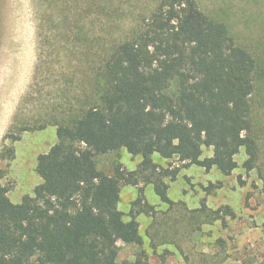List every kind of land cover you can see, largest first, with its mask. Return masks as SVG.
<instances>
[{"label": "trees", "instance_id": "obj_1", "mask_svg": "<svg viewBox=\"0 0 264 264\" xmlns=\"http://www.w3.org/2000/svg\"><path fill=\"white\" fill-rule=\"evenodd\" d=\"M96 71L89 104L56 123V142L37 156L41 181L32 194L12 202L0 167V264H120L117 242L140 245L136 216L153 208L140 187L126 219L118 208L121 186L143 180L173 204L167 180L180 165L160 166L154 153L225 176L238 166L241 148L246 171L259 161L264 126L253 118L252 97L264 66L196 0H158ZM203 146L210 156L201 158ZM121 148L141 157L135 170L97 168L96 155ZM12 157L13 147L0 149V160ZM192 212L210 220L233 215L204 200Z\"/></svg>", "mask_w": 264, "mask_h": 264}, {"label": "rangeland", "instance_id": "obj_2", "mask_svg": "<svg viewBox=\"0 0 264 264\" xmlns=\"http://www.w3.org/2000/svg\"><path fill=\"white\" fill-rule=\"evenodd\" d=\"M196 1L204 12L225 22L236 42L264 66V0ZM97 2L104 8L92 0H0V149L14 148V157L0 160V167L12 202L31 195L41 181L35 170L37 156L56 142V123L67 122L89 104L85 95L91 94L96 69L110 46L149 15L158 0ZM252 111L258 127L264 126L260 78ZM259 145L255 167H243L246 155L241 148L235 156L238 166L228 176L216 168L206 171L176 157L152 154L160 166L180 165L176 179L167 180L173 204L162 202L143 180L121 186L118 208L126 219L140 187L143 201L153 208L136 216L140 245L117 242V261L264 264V138ZM211 154L210 147H202L201 158ZM94 159L99 170L111 174L118 164L135 170L141 157L121 148ZM202 200L212 210L228 206L233 215L224 220L191 217Z\"/></svg>", "mask_w": 264, "mask_h": 264}, {"label": "bare ground", "instance_id": "obj_3", "mask_svg": "<svg viewBox=\"0 0 264 264\" xmlns=\"http://www.w3.org/2000/svg\"><path fill=\"white\" fill-rule=\"evenodd\" d=\"M24 16V15H23ZM21 27H23V26H21ZM22 31V30H21ZM23 35V34H22ZM26 35V34H25ZM20 40V39H19ZM22 42H23V40H21ZM22 58V57H21ZM21 60V59H20ZM20 69H21V67H20ZM5 80H7V79H5ZM12 90V89H11ZM8 91V90H7ZM2 103H4V102H2ZM3 106V105H2ZM4 111V110H3ZM1 116V115H0Z\"/></svg>", "mask_w": 264, "mask_h": 264}]
</instances>
